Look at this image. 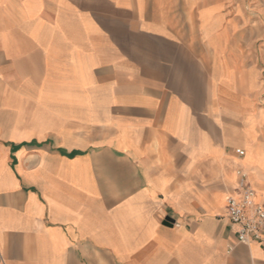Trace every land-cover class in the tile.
Instances as JSON below:
<instances>
[{"label":"crops","instance_id":"0c3cea01","mask_svg":"<svg viewBox=\"0 0 264 264\" xmlns=\"http://www.w3.org/2000/svg\"><path fill=\"white\" fill-rule=\"evenodd\" d=\"M250 23L227 0H0V264H264L224 214L238 169L264 206Z\"/></svg>","mask_w":264,"mask_h":264},{"label":"built area","instance_id":"2783aa9c","mask_svg":"<svg viewBox=\"0 0 264 264\" xmlns=\"http://www.w3.org/2000/svg\"><path fill=\"white\" fill-rule=\"evenodd\" d=\"M235 152L244 154L242 149ZM236 174L239 195L225 199V217L235 228L238 243L264 245V206L255 200L256 191L247 183L246 172L238 169Z\"/></svg>","mask_w":264,"mask_h":264},{"label":"rangeland","instance_id":"374dc122","mask_svg":"<svg viewBox=\"0 0 264 264\" xmlns=\"http://www.w3.org/2000/svg\"><path fill=\"white\" fill-rule=\"evenodd\" d=\"M228 3L245 5L246 21L250 20V35L252 40L253 57L256 52L264 51V0H227ZM243 18V12L237 11ZM248 25H246V30ZM246 34L247 31H246Z\"/></svg>","mask_w":264,"mask_h":264}]
</instances>
